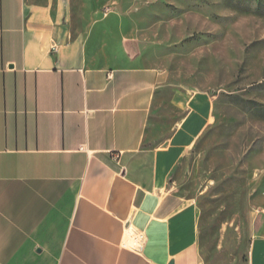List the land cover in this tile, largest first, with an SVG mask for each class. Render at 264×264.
<instances>
[{"label": "crops", "instance_id": "crops-1", "mask_svg": "<svg viewBox=\"0 0 264 264\" xmlns=\"http://www.w3.org/2000/svg\"><path fill=\"white\" fill-rule=\"evenodd\" d=\"M66 7L0 0V264H202L199 209L174 175L214 97L175 100L164 138L165 73L70 38ZM246 264H264V237Z\"/></svg>", "mask_w": 264, "mask_h": 264}, {"label": "rangeland", "instance_id": "rangeland-1", "mask_svg": "<svg viewBox=\"0 0 264 264\" xmlns=\"http://www.w3.org/2000/svg\"><path fill=\"white\" fill-rule=\"evenodd\" d=\"M70 38L85 33L165 73L158 132L173 103L204 91L215 122L174 175L199 209L202 264H246L264 237V0H66Z\"/></svg>", "mask_w": 264, "mask_h": 264}, {"label": "water", "instance_id": "water-1", "mask_svg": "<svg viewBox=\"0 0 264 264\" xmlns=\"http://www.w3.org/2000/svg\"><path fill=\"white\" fill-rule=\"evenodd\" d=\"M127 227H129V223L127 224Z\"/></svg>", "mask_w": 264, "mask_h": 264}]
</instances>
